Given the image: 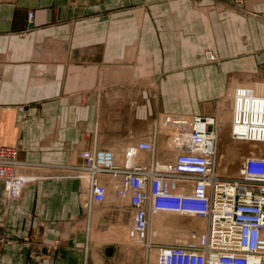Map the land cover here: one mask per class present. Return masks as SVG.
<instances>
[{"label": "crops", "instance_id": "obj_1", "mask_svg": "<svg viewBox=\"0 0 264 264\" xmlns=\"http://www.w3.org/2000/svg\"><path fill=\"white\" fill-rule=\"evenodd\" d=\"M245 1L246 7L264 11V0ZM195 2L0 0V145L18 148L19 173L30 178L14 199L6 197L0 181V264H140L138 257L126 259L104 242V220L116 218V206L106 209L105 199L85 210L78 179L49 166L78 171L77 150L114 142L108 149L123 148L135 141L100 126L105 100L148 90L157 109L204 115L209 108L199 100L197 112L196 98L183 83L207 80L201 99L211 101L238 67L264 66L263 21L240 13L229 0L211 8ZM207 51L216 62H207ZM141 59L144 73L136 69ZM112 63L123 65L117 68L123 75L132 71V82L110 79L106 70ZM175 81L181 83L176 95ZM107 83L113 91H104ZM167 97H181L183 103ZM105 121L111 125V119ZM112 181L105 184L113 188ZM106 198L116 201L111 192ZM130 223L129 217L127 225L115 226L117 242L138 249L141 233Z\"/></svg>", "mask_w": 264, "mask_h": 264}, {"label": "built area", "instance_id": "obj_2", "mask_svg": "<svg viewBox=\"0 0 264 264\" xmlns=\"http://www.w3.org/2000/svg\"><path fill=\"white\" fill-rule=\"evenodd\" d=\"M240 121L247 123L246 133L252 134L242 132L238 139L264 141V112L256 121ZM203 122L201 116L185 119L188 132H179V150L163 168L155 166V132L125 147L127 156L151 153L146 164H116L107 147H91L77 150L80 170H68L67 165L63 168L59 164L49 168L58 170V175L84 182V192L96 202L105 197V188L97 176L117 178L120 186L114 195L126 201L132 231L145 229L148 212L205 220L197 243L159 246L157 264H264V153L245 155L238 177H221L216 174L217 152L212 136L215 129ZM21 162L14 146L0 145V181L9 199L17 198L23 187L17 175Z\"/></svg>", "mask_w": 264, "mask_h": 264}, {"label": "rangeland", "instance_id": "obj_3", "mask_svg": "<svg viewBox=\"0 0 264 264\" xmlns=\"http://www.w3.org/2000/svg\"><path fill=\"white\" fill-rule=\"evenodd\" d=\"M195 1H196L195 5L198 7L200 6L208 7L209 6L211 8L215 6L217 2L219 3V0H195ZM229 2L231 4L230 6L236 7V9L240 11V13L253 16L259 19L260 21L264 22V11L262 9H257L255 7L254 8L246 7L245 0H229ZM28 12H31V11L27 10V13H26L27 18H28ZM30 18L31 16L28 18L29 21H30ZM207 53L213 54L210 51L205 52V59L207 60V62H210V63L216 62L214 55H213V59H209L208 57H206ZM201 55L203 56V51L201 52ZM144 64H145L144 59H141L140 65L136 67L138 72H141V73L146 72V69L144 68ZM120 67H123V65L112 63L107 68L106 75L110 79H117V80L126 79L129 82H132V79H131L132 71L130 72V74L126 76V75H123V73L118 72L117 68H120ZM176 73H172L171 75L176 74ZM230 77L234 79H231ZM230 77H229L230 78L229 82L224 83L223 86L220 88L218 86L217 88L218 96L217 98H214L211 101L208 99L206 100L201 99L203 96V92H207V87H208L207 80L205 81L200 80L199 83H193V82L183 83L185 84L186 88L189 89L188 91L189 95L196 98L195 103L198 109L197 112L200 109L199 108L200 106L198 107V103H197L199 100L203 101L202 107L209 108V109L205 110L206 115L204 114V115H190V116H179L178 115V116L180 118L184 117L186 119H189L190 117L196 118V117L201 116L203 117V119L206 118L209 120L210 119L213 120L211 124L213 125L215 129L214 133L216 135L218 146H220V144L222 143V134L226 130L232 129L236 133L245 131L244 135H251L252 133H246L247 126L245 127V125H247V123L242 124L240 120H245V121L251 120L252 121L254 116H257L259 114L263 115V112H264V66H261L258 68H254V67L253 68H244V67L239 68L238 67L235 74H233ZM144 79H145L144 80L145 85L151 84L152 81L149 77L148 78L145 77ZM140 84H143V83H141L140 81ZM153 84L156 85V83L154 82ZM180 84L181 83L177 82V85H174L172 87L175 89L174 95L177 94V89L179 88ZM156 86H158V84ZM216 86H214V88ZM111 87L112 86L109 85L108 83L105 84L104 91L105 90L108 92L113 91ZM221 88H223L222 89L223 92L221 91ZM141 90H144V89H141ZM148 92H149L148 90L147 92L146 90H144L141 92V94L136 93L133 96H131L132 92L130 93L127 92V93H124V94L122 93L118 96H115L111 100H105L104 107L102 108V121H101L100 126L103 127L104 131L108 133H109L108 128L110 129V127H113L115 130L111 128L110 132H112L114 135H126L127 137L130 136V138L133 140L146 138V137H149L150 135L152 136L154 135V132L157 131L158 134L157 135L155 134L157 142L155 143V150H154V153L156 152V155L158 158L156 167L163 168L161 165L162 161L165 162L164 161L165 159L166 161L168 160V162H171L172 160H170V158L173 157L174 154L176 153L175 151H173L177 149L176 139H174V137H178V135L176 133L174 134L171 133L169 130H167L166 132V130L162 128L163 123L160 121L162 120V118H164L165 115L176 116L173 114L178 113V112H176V110L167 111V110L157 109L156 104H155V101L157 100L155 99L156 98L155 94L153 92H150V93ZM166 100L167 101H177V102L180 101L179 103L180 106L183 103V100H181V97L180 99L178 98V100L174 99L173 97H170V98L167 97ZM133 104H139L138 108L136 106H133ZM183 112L184 111H181L179 113H183ZM199 114H202V113H199ZM106 119L112 120L111 125L107 124V122L105 121ZM253 121H256V120H253ZM156 123H159L161 127L157 125ZM97 126H98V116L96 117V108H95L94 114H93V122H92L93 136H95L96 134L95 130L97 129ZM137 127H139V131L136 130ZM133 128H135V130H132ZM163 131L166 132V134H164ZM214 133H212V135ZM235 136L233 137V139H231V141H226V144L228 145V149L226 152L227 155L226 154L223 155L222 153H220L221 155L219 156V153H217V164L218 165L216 166V169H217L216 171L217 173L219 172L218 175H220L223 178L230 179V178L238 177V171L236 170L229 171L227 169V164L229 162L237 161L239 159V156L237 154V150L239 148L235 146L236 144L241 145V144L256 143L259 146L258 149L256 150V153L257 152L264 153V146H263L264 141L253 140L255 138H251V137L238 139L241 136L240 137L239 136L235 137ZM132 143L134 142L133 141L129 143L127 142L125 143V145L132 144ZM95 144L93 145V147H107L108 148L117 143L114 142V143H108V144L99 145V146H95ZM91 147H87V148H91ZM109 150L111 151L113 149H109ZM75 152H72L71 156ZM111 153L113 155V152ZM151 156L152 154L150 153V159H151ZM115 157L117 156L115 155ZM118 159L119 160L121 159V162H122L121 157L115 158L116 161H118ZM147 159L145 160L143 159V157H141L140 161L142 162V164H146L149 161V159L148 160ZM19 160L23 161L20 155H19ZM240 161L238 162V166L240 164ZM68 162L69 160L64 162V164H68ZM38 175L44 177L43 175H40V174ZM81 184L79 182V187H81L80 190L82 189L81 193H80V190L78 193V199L80 203H81V195H82V192L84 191ZM107 200L108 199L106 198L105 208L107 209V205H110V204L112 206H116L115 208L116 218L112 219L111 221L104 220V242H111L110 244H108V246L119 249L120 252L124 253V255L126 256V259L129 258L131 260L133 256L138 257L140 259L139 260L140 264H147V263L157 264V255L159 252V248H158L159 246L169 245V244L179 243V242L196 243L195 240L196 239L199 240V237H200L199 235H201V233L204 231V228H205V220L198 219L196 217L180 216L177 214H170V213H160V214L157 213L158 215H156V213L148 212L146 228L142 232H140L141 241L138 244L140 248L138 249L135 248L134 244L128 241H125L124 243L119 244L118 243L119 241L117 242V239L120 236L115 233L116 231L115 226H117L118 224H121L122 226L127 225L129 216H128V211L126 207V201L124 199L123 200L117 199L118 201H112L110 199L108 201ZM120 212L122 214L121 217L119 216ZM161 214L166 215V216L175 215L174 217L176 216L178 217V219L176 220H178L179 224L174 227V230H177V231L173 232V230H171L173 228H170L169 231L157 230L155 232L153 230L152 228L153 215L160 216ZM180 217H182L183 219ZM154 236H155V239H153ZM146 255L149 260H146L145 258ZM209 264H212V262L210 261Z\"/></svg>", "mask_w": 264, "mask_h": 264}, {"label": "bare ground", "instance_id": "obj_4", "mask_svg": "<svg viewBox=\"0 0 264 264\" xmlns=\"http://www.w3.org/2000/svg\"><path fill=\"white\" fill-rule=\"evenodd\" d=\"M206 57H208L209 59H213V55L211 54V53H207L206 54ZM262 115H257V116H254L253 117V120H258V117L260 118ZM185 119L186 118H184V117H179L178 115H176V116H171V115H165L164 116V118H162V120L160 121V122H162L163 123V129H165L166 130V132H167V130H169L171 133H176L177 135H178V137H174V139H176V150H173V151H175V152H177L178 150H179V148H178V141L180 140V137H182L181 136V134L180 133H182L183 134V132H188L187 130H186V128H185V126H184V122H185ZM246 119V118H245ZM204 120V122L203 123H212L213 122V120H209V119H206V118H204L203 119ZM201 122V121H200ZM157 125H159V123H156ZM160 126V125H159ZM161 127V126H160ZM234 128V127H233ZM237 129V128H236ZM156 133V135L158 134V132L157 131H155ZM164 132V131H163ZM165 132V133H166ZM180 132V133H179ZM216 132V131H215ZM233 132H235L234 130H232V129H229V130H226L225 132H223V134H222V143L220 144V146H218L217 145V140H216V135H215V133L212 135L213 136V138H214V143H215V147H216V152L217 153H219V156L221 155L220 153H222L223 155H225L226 154V152H227V149H228V145L226 144V141H231V139H233V137L235 136V135H233ZM245 131H243V133H244ZM236 133V132H235ZM242 132H238L237 134L238 135H236L235 137H237V136H241V134H243ZM170 134V133H169ZM245 134V133H244ZM170 137V136H169ZM184 137V136H183ZM259 142V141H258ZM127 145H130V144H127ZM127 145H125V147L127 146ZM235 145V144H234ZM236 147H238L239 149L237 150V154H238V156H239V159L237 160V161H232V162H229L228 164H227V169L229 170V171H232V170H236V171H238L239 170V166H238V162L242 159V158H244V156L245 155H248V154H250V153H254V152H256V150L258 149V144H256V143H250V144H241V145H239V144H236L235 145ZM264 146V145H263ZM121 148V147H116L115 149H113V150H111V152H113V155H112V158H113V161H114V163H116V164H133V163H136V162H140V163H142L141 161H140V158L141 157H143V159H147L149 156V154L147 155V152H145V151H143V152H141L140 153V156H135V155H133V156H127L126 154H125V150H126V148ZM218 147H219V149H218ZM17 149V148H16ZM18 150V149H17ZM154 150H155V144H154ZM172 151V152H173ZM19 155H20V152H19V150H18V158H19ZM115 155L117 156V157H115ZM175 155V154H174ZM227 155V154H226ZM124 156V157H123ZM119 157H121L122 158V162H120L119 163V161H121V159L119 160L118 159V161H116L115 160V158H119ZM78 159L80 160V158H79V156H78ZM173 159V157H171L170 158V160H172ZM148 160V159H147ZM158 161V160H157ZM164 161L165 162H163L162 161V167H165L166 166V164L167 163H169L168 162V160L166 161L165 159H164ZM156 164H157V162H156ZM218 165V164H217ZM156 166V165H155ZM217 170V169H216ZM219 171V170H218ZM219 173V172H218ZM217 173V171H216V174H218ZM18 175V179H20L21 180V182H22V188L20 189V192H19V195H20V193H21V191H22V189L25 187V183H26V181L28 180V179H30L29 177H27V176H24L23 174H20V173H18L17 174ZM105 177H107V176H104V175H98L97 176V180H98V182L100 183V184H102L103 186H104V188H105V197H104V200L106 199V197H107V194H108V192H111L112 194H113V196H114V199L116 200V201H118L117 199H120V198H118V197H116L115 195H114V190L116 189V188H118L119 186H120V183H119V181H118V179L117 178H115V177H107V178H105ZM109 178H112V182H116L117 183V186L116 187H113V188H111V187H109L108 185H106L105 184V182H108L109 181ZM83 184H85L84 182H82V188L84 189L85 188V185H83ZM3 187H4V185H3ZM4 191H5V189H4ZM5 195H6V192H5ZM6 197H7V195H6ZM8 198V197H7ZM9 199V198H8ZM103 200V201H104ZM123 200V199H122ZM103 201H101V202H103ZM101 202H96V201H93V200H90L89 199V197H88V192H86V190H85V192L83 191L82 192V195H81V204H82V207L85 209V210H88L89 211V209H91V206L93 205V204H95V203H101ZM160 214V213H159ZM156 215H158L157 213H156ZM156 215H153V219H152V228H153V230H165V231H169L170 230V228H173V229H171V230H173V232L174 231H177V230H174V227L175 226H177L178 224H179V222H178V220H176V219H178V217L176 216V217H174L175 215H171V216H166V215H163V214H161L160 216H156ZM180 218H182V217H180ZM183 219V218H182ZM189 222H191V221H189ZM145 223H147V213H146V217H145ZM188 223V222H187ZM203 223V222H202ZM188 226V225H187ZM146 228V227H145ZM172 235V234H171ZM200 236V235H199ZM174 238V237H173ZM153 239H155V236L153 237ZM195 242L197 243L198 242V239H196L195 240Z\"/></svg>", "mask_w": 264, "mask_h": 264}]
</instances>
